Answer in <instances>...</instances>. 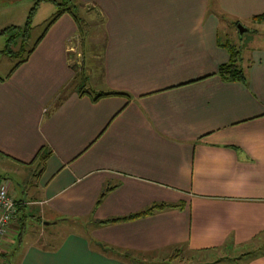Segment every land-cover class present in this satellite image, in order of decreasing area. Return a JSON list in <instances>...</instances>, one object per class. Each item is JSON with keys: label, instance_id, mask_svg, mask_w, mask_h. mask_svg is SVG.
Wrapping results in <instances>:
<instances>
[{"label": "crops", "instance_id": "crops-1", "mask_svg": "<svg viewBox=\"0 0 264 264\" xmlns=\"http://www.w3.org/2000/svg\"><path fill=\"white\" fill-rule=\"evenodd\" d=\"M77 3L102 17L98 89L128 100L71 90L79 68L68 63L67 14L0 76V182L22 213L34 207L42 223L82 229L31 241L17 264H172L182 252L218 255L203 264H264V39L238 57L244 83L215 74L229 61L219 28H264L252 20L264 0ZM40 149L49 152L41 170L31 163ZM155 204L178 207L96 224Z\"/></svg>", "mask_w": 264, "mask_h": 264}, {"label": "rangeland", "instance_id": "rangeland-1", "mask_svg": "<svg viewBox=\"0 0 264 264\" xmlns=\"http://www.w3.org/2000/svg\"><path fill=\"white\" fill-rule=\"evenodd\" d=\"M58 5H62V7L65 5H74L78 9L77 16H79L82 22L87 42L82 46L80 44V39L76 36L73 37L72 41L68 44V51H70L68 53V63L69 65L78 67L84 78L85 76L89 77L85 78L84 88L89 91L94 90L97 92L96 90H100L97 86L101 84L100 63L104 43V32L100 20L102 17L100 16V11H98L99 14L94 7L79 6L77 0H53V2L45 0H0V76H5L23 56H19L21 52L17 53V55H13L18 51L20 43H22L20 47V49L23 50L22 54L32 47L33 43L38 39L46 25L50 22L51 18H53V15L62 8ZM226 24V29L224 24L219 28L218 36L220 40L232 47L233 51L238 53L237 56L240 60L245 61V57L251 52V47L260 44L264 39V28L261 26H253L248 23H239L248 30L239 36L236 28H233V26L227 22ZM24 31L28 32L27 38L24 37ZM10 36L14 39L12 42H9ZM6 51L10 53H6ZM69 91H67V93H69ZM32 170L33 168L19 169L23 174H30ZM11 180L12 185H15L16 181L12 178ZM33 209L32 211L31 208H27L26 211L22 213V215H26H24V219L21 221L20 233L19 227L16 226L17 224L14 221L8 225L6 234L0 243V264H17L25 246L31 241L39 239L41 242L44 241L45 243L47 241L50 244V238L55 237L54 240H58L56 237H61L66 233L67 229L78 233L82 232V229L72 227V225L70 226L69 224L67 226L65 222L42 226L38 224L37 217L39 215L37 210L35 211L34 207ZM19 217H21V215H19ZM211 258L215 260L218 258V255L214 258L209 255H195L182 252L174 257L172 264L209 263L212 261Z\"/></svg>", "mask_w": 264, "mask_h": 264}, {"label": "trees", "instance_id": "trees-1", "mask_svg": "<svg viewBox=\"0 0 264 264\" xmlns=\"http://www.w3.org/2000/svg\"><path fill=\"white\" fill-rule=\"evenodd\" d=\"M49 1V0H48ZM53 2V0H52ZM61 6L62 5H58ZM77 7L74 5H65L64 7L60 8L54 15L53 18H51L50 22L46 25L44 31L42 32V34L38 37V39L33 43L32 47L23 53V50L20 49L22 43H20V45L18 46V51L16 52V54L13 55H17V53L21 52L19 56H22L21 59L15 63V65L12 67V69L9 71L8 75H6L4 78H7L9 76V74L21 63H23L27 57L29 56L30 52L33 50L34 46L39 42V40L41 39V37L43 36L44 32L49 28V26L58 18L60 17L62 14H67L73 21L74 25H75V35L77 38L80 39V44L83 46L87 41L86 37H85V30L83 29V25L82 22L79 18V16H77ZM98 13V12H97ZM102 22V19H100ZM252 20H256L258 22H264V16H258V17H254L252 18ZM237 24V22L233 23V25L235 26ZM26 25V23H25ZM27 26V25H26ZM15 28V27H13ZM102 28H103V22H102ZM28 31V30H27ZM27 31L25 32L24 37L27 38ZM11 36H10V41L12 42ZM227 46V51L229 54V61L226 64L220 65L217 70H216V76L222 81V82H239V83H244V78L242 75L241 70L237 67V62H238V53L233 51V48L230 47L229 45ZM9 47V46H8ZM6 53H10L9 51H6ZM12 53V52H11ZM4 78H0V80H3ZM86 78V77H85ZM85 78L81 75V70L79 69L78 71L75 72L74 75V79L72 81V83L70 84V88L72 91H74L78 96H88L91 101H97L100 98L103 97H124V98H128L127 95L125 93L122 92H116V91H99V92H94L92 90H87L84 88V82H85ZM67 91H62V98H57L56 99V105L59 104L64 97L66 96ZM128 100V99H127ZM49 152L46 151L45 149H40L38 150V152L36 153V155L34 156L33 160L31 161V163L36 162L37 166L41 168L44 165V162L46 160V158L48 157ZM107 191V189H104L99 197L98 200L96 202V204L99 203V201L101 200V198L103 197V195L105 194V192ZM15 203V212L13 214V217L10 221V223H12L13 221L17 224L16 226L19 227V233L21 231V221L24 219V215H22V211H23V207H18V203L17 201L13 200ZM178 207L177 205H165V204H155L139 213L133 214V215H129L127 217L124 218H114V219H107L104 221H98L96 222V224L98 225H106V224H112V223H117V222H121V221H128V220H134L137 218H141V217H145V216H149L155 212L164 210V209H168V208H176ZM19 215H21V217H19ZM38 220V224H42V222ZM56 220H65V219H56ZM6 234V232H5ZM4 234V235H5ZM20 235V234H19ZM18 236V234H17ZM4 237V236H3ZM3 238L0 240V243L2 242ZM98 251L103 254V255H110L112 257H115L117 259L120 260H126L128 258V255L126 252H120L117 249L114 248H110V247H106L102 244H96Z\"/></svg>", "mask_w": 264, "mask_h": 264}, {"label": "built area", "instance_id": "built-area-1", "mask_svg": "<svg viewBox=\"0 0 264 264\" xmlns=\"http://www.w3.org/2000/svg\"><path fill=\"white\" fill-rule=\"evenodd\" d=\"M15 212V203L8 195L5 185L0 182V240L3 238Z\"/></svg>", "mask_w": 264, "mask_h": 264}, {"label": "water", "instance_id": "water-1", "mask_svg": "<svg viewBox=\"0 0 264 264\" xmlns=\"http://www.w3.org/2000/svg\"><path fill=\"white\" fill-rule=\"evenodd\" d=\"M235 28L237 30V33L239 36L242 35V33L247 32L248 30H246L243 26H241L239 23L235 25ZM59 222V220H55L53 222H43L42 226H49V225H54L57 224Z\"/></svg>", "mask_w": 264, "mask_h": 264}]
</instances>
